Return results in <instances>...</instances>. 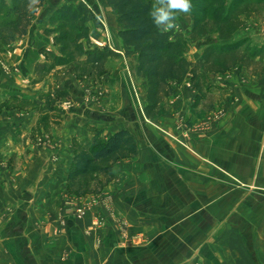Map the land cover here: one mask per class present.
Segmentation results:
<instances>
[{"label": "crops", "instance_id": "obj_1", "mask_svg": "<svg viewBox=\"0 0 264 264\" xmlns=\"http://www.w3.org/2000/svg\"><path fill=\"white\" fill-rule=\"evenodd\" d=\"M47 1L54 6L64 2L84 3L90 12H96L106 22L114 40V52L137 56L118 37L117 16L104 0L98 1L99 6L94 5V0H45L32 7L33 21L27 36L23 37L28 38V48L19 64L21 74L29 72L26 58L37 26L45 21L48 23L52 15L47 12L37 19L33 8L45 6ZM176 22L180 27L171 30L173 38L187 41L185 58L195 63L216 36L190 39L193 27L190 14L179 15ZM95 33L97 40L104 39L101 29H95ZM258 57L248 65L238 64L225 72L208 73L202 91L192 86L191 74L183 82L173 83L172 95L164 101L162 113L153 122L144 115L146 99L138 112L131 113L126 103L121 106L119 114L129 112L131 120H145L111 132L128 130L136 141L137 155L115 164L113 180L99 197L82 200L87 207L83 219L74 218L70 211L63 212L58 203L51 209L48 204H40L38 209L45 214L37 219L29 203L34 194L22 187L11 190L15 196L28 198L12 200L13 212L24 208L28 216L21 223L16 218L12 220L17 231L22 232L10 235L22 244V258H39L36 253L45 248V258L52 259L45 264H120L118 253L108 249L106 242L110 234L116 235L117 224L122 223L128 233L150 230L158 235L165 231L167 238L174 236L175 226H181L183 235H187L185 242L191 243V235H194L206 247L213 244L212 253L208 255L213 254L219 264H264V64L260 66ZM134 63L132 67L136 68L137 60ZM125 68L115 72L108 70L109 75H105L108 89L125 95V86H130L136 93L134 76L130 72L126 74ZM144 88L146 98V81ZM215 112L220 115L214 117ZM185 121L190 125L200 122L199 127L190 130ZM63 126L58 133L57 166L51 169L53 177L61 178L59 189L62 190L71 163L70 137L73 131H78L68 124ZM80 141L84 150L92 143L88 138ZM41 189L38 194L47 191L44 186ZM97 219L103 224L101 230L92 229ZM38 224L42 225L38 233L43 234L37 237L36 232L29 230V225L32 228ZM53 229L60 231V237L51 236ZM86 230L90 233L85 239ZM44 232L51 234L48 236ZM114 239L110 243L116 247ZM55 240L61 243V254L48 257L49 250L41 243ZM97 241L100 250L93 248L92 244ZM131 254L126 255L127 264H142L141 252L132 263L127 261L132 258ZM11 255L13 251H10V258Z\"/></svg>", "mask_w": 264, "mask_h": 264}, {"label": "rangeland", "instance_id": "obj_2", "mask_svg": "<svg viewBox=\"0 0 264 264\" xmlns=\"http://www.w3.org/2000/svg\"><path fill=\"white\" fill-rule=\"evenodd\" d=\"M98 1L94 0V5L99 6ZM249 1L250 5L247 8L240 7L239 9V14H237L239 22L234 21L231 26H228L227 30L231 31V40L247 39V41L244 39L245 41L242 42V48L248 47L251 51L260 52L258 58L260 66H262L264 64V0ZM231 2L232 0H226V6L230 5ZM58 4L59 7L47 1L45 6L33 8V13L38 19L47 12H50V15L55 13L67 3ZM55 7H58L57 10L54 9ZM190 15L193 22V16L191 13ZM36 18L34 21H36ZM210 25L211 23H209ZM79 26L86 29L90 44L114 51V40H112L110 30L104 19L96 12L92 13L91 11L87 19H81ZM43 27L49 28L50 25L45 21L43 25L39 24L37 26L31 48L28 49L29 53L25 64L29 71L28 74H21L19 70L24 51L28 48V38H18L14 43L4 45L2 47L3 51H0V264H40V262L45 264L49 261L45 258V248L36 253L37 256H41L39 258H32V260L22 258V244L18 242L19 240L10 237L12 234H22L20 229L17 231L18 229L13 225L12 220L16 218V221L20 220L19 223H21L22 219L28 218L24 208L15 212L12 210V200L14 198H28L24 195L15 196L11 190L22 187L27 188L29 192L34 194L29 203L31 211L36 214L37 219L45 214L44 211H39L40 204H48V208L51 209V207L55 208L57 203L58 208L63 212H67L70 208L83 210L82 215L71 212L74 218L83 219L87 207L82 200L97 198L102 192L78 197L68 190L67 176L72 169L73 157L78 152L79 147L85 151L80 140L82 138H88L91 142L96 138L105 140L108 133L113 132L114 129L120 126L132 127L134 123L138 125L143 121L145 122V120H131L129 112L123 113V115L119 114L122 109L121 106L125 103L130 106L131 111H129L131 113L141 111L144 105L145 81L136 76L135 67H132L135 60H137V56L133 57V55L124 53L120 55L119 53L117 57L110 58L105 65V73L99 80L86 77L76 78L73 67H56L41 82L34 83L35 66L46 61V54L43 50H54L53 38L44 33L47 28L43 30ZM95 29H101L104 32L105 37L103 40H97ZM212 36L219 37L217 29L213 28L207 35V37ZM119 68H125L127 70L124 71L125 73L130 72L134 76L135 86L137 85L136 93L130 89V86H125V95L120 94L118 90L108 89L105 75L108 74V70L115 72ZM259 68L261 69V67ZM46 104L61 115L60 124L55 126L52 124V119L48 129L38 125L39 115H44L48 111V109L41 110ZM215 113L213 114L214 117L220 115V112ZM106 118L110 119L107 120ZM156 119L158 117L147 120L153 122ZM195 123L190 125V122L185 121V125L190 130H197L200 122ZM67 124L79 132L73 131L74 135L72 134L70 137L69 156L71 163L68 166V174L65 178V188L62 190L59 189L62 186L61 178L53 177L51 169L54 170L57 166L56 162H58L60 151L57 144L58 133L63 130V125ZM81 132L87 134L83 135ZM42 186L46 187L47 191H43L44 194H38L39 190H42ZM16 221H14L15 224ZM95 222L92 224V229L101 230L103 224L98 219ZM121 224H117L116 235L110 234L108 242H106L108 249L118 253L119 259L117 260L120 264H127L126 255L129 252L132 253L130 255L132 258L127 259V261L131 260V263L135 261L134 257L139 252H141L142 264H152V262L153 264L220 263L219 260H215L213 254L208 255L212 253L211 247L213 244L206 247L205 244H200L194 235H191V243L185 242L187 235H183L181 226H175L174 236L169 235L168 239L165 231H162V233L160 231L158 235L150 233V230L145 233L132 230L128 233L126 226ZM29 227V230L36 232L37 237L43 234V232L38 233V229L42 227L41 224L32 228L29 225ZM54 230L52 234L47 233L48 236L51 234L56 238L60 237V231ZM88 232L90 233L88 230L84 232L85 239ZM113 239L116 247L110 243ZM55 241L41 243L43 247L46 246L49 250L50 255L46 254L48 257L53 256V254H56L55 256L61 254V243L58 240ZM92 245L95 250L101 248L98 241ZM188 247L190 250H188ZM10 251L14 252V255H11L12 258H10Z\"/></svg>", "mask_w": 264, "mask_h": 264}, {"label": "trees", "instance_id": "obj_3", "mask_svg": "<svg viewBox=\"0 0 264 264\" xmlns=\"http://www.w3.org/2000/svg\"><path fill=\"white\" fill-rule=\"evenodd\" d=\"M104 1L117 16L118 37L137 55L136 76L147 84L144 114L148 120L160 116L164 101L172 95L173 83L183 82L188 74H191L194 89L202 91L208 73L225 72L238 64L248 65L260 55L259 51L242 48V42L247 39L231 40V31L227 30L234 21L239 22V9L247 8L249 0H232L228 6L226 0H191L193 27L190 39L205 37L213 28L219 34L195 63L185 58L186 40L174 39L171 31L165 33L155 27L149 17L154 4L152 0ZM44 2L38 0L37 4ZM29 5L30 0H0V51L4 45L27 36L33 21V5ZM89 14L88 7L79 2L65 4L50 16V27L44 33L52 36L54 50H43L46 61L35 66L34 83L41 82L56 67H73L76 78L99 80L105 73L107 61L117 54L90 44L86 29L79 26V21ZM42 109L48 111L39 115L38 125L48 129L52 119L55 126L60 124L61 115L55 109L47 104ZM77 151L67 184L72 194L84 197L101 193L113 180L115 164L134 158L137 145L132 134L121 129L105 140L94 139L88 150L79 147Z\"/></svg>", "mask_w": 264, "mask_h": 264}, {"label": "clouds", "instance_id": "obj_4", "mask_svg": "<svg viewBox=\"0 0 264 264\" xmlns=\"http://www.w3.org/2000/svg\"><path fill=\"white\" fill-rule=\"evenodd\" d=\"M38 0H30V7L36 5ZM192 11L191 0H155L149 12L155 27L162 32H169L173 29L179 30L176 22L181 14H190Z\"/></svg>", "mask_w": 264, "mask_h": 264}, {"label": "built area", "instance_id": "obj_5", "mask_svg": "<svg viewBox=\"0 0 264 264\" xmlns=\"http://www.w3.org/2000/svg\"><path fill=\"white\" fill-rule=\"evenodd\" d=\"M68 211L73 212L74 214H77V215L83 214V210L81 209L73 210L72 208H70Z\"/></svg>", "mask_w": 264, "mask_h": 264}]
</instances>
